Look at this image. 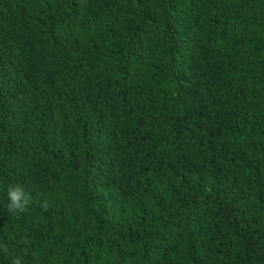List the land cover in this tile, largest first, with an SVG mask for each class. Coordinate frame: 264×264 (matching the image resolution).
Returning <instances> with one entry per match:
<instances>
[{
  "label": "trees",
  "instance_id": "16d2710c",
  "mask_svg": "<svg viewBox=\"0 0 264 264\" xmlns=\"http://www.w3.org/2000/svg\"><path fill=\"white\" fill-rule=\"evenodd\" d=\"M15 258L264 264V0H0Z\"/></svg>",
  "mask_w": 264,
  "mask_h": 264
},
{
  "label": "clouds",
  "instance_id": "9594fccd",
  "mask_svg": "<svg viewBox=\"0 0 264 264\" xmlns=\"http://www.w3.org/2000/svg\"><path fill=\"white\" fill-rule=\"evenodd\" d=\"M7 195L9 201L7 211L9 213H22L26 210V206L29 204V197L25 193L23 187L20 185L9 186ZM4 251L6 252L7 248H5ZM11 264H21V261L19 258H15L12 260Z\"/></svg>",
  "mask_w": 264,
  "mask_h": 264
}]
</instances>
